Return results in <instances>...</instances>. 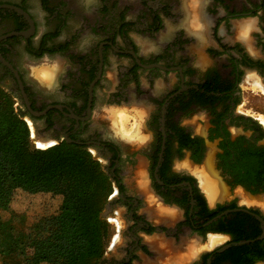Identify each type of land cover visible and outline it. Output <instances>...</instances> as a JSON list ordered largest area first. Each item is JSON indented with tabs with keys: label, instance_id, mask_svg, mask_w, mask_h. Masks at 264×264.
<instances>
[{
	"label": "flooded vegetation",
	"instance_id": "af4514ba",
	"mask_svg": "<svg viewBox=\"0 0 264 264\" xmlns=\"http://www.w3.org/2000/svg\"><path fill=\"white\" fill-rule=\"evenodd\" d=\"M114 1L97 0L98 10L85 14L71 37L90 41L78 51L70 36L58 39L66 23L60 9L76 8L77 0H40L52 27L39 36L23 1L0 0L33 20L31 35L0 39V55L16 69L29 107L44 113L28 111L2 62L0 87L15 96L39 142L86 149L110 181L104 209L117 234L99 264H264V124L240 109L248 76L264 86V0H200L201 31L190 21L198 0H119L116 15ZM244 18L252 19L246 37L234 30ZM165 21L173 31L154 51L140 52L135 38L158 32ZM29 28L24 16L0 8V37ZM58 53L60 74L49 68L43 82L25 75L23 54ZM104 101L126 104L131 127L112 109L114 125L105 134L94 110ZM200 173L214 183L210 201ZM210 235L224 240L190 256V237Z\"/></svg>",
	"mask_w": 264,
	"mask_h": 264
},
{
	"label": "trees",
	"instance_id": "16d2710c",
	"mask_svg": "<svg viewBox=\"0 0 264 264\" xmlns=\"http://www.w3.org/2000/svg\"><path fill=\"white\" fill-rule=\"evenodd\" d=\"M14 97L0 87V210L17 188L60 195L61 203L26 228L0 216V264H99L111 233L102 217L110 181L78 145L33 147Z\"/></svg>",
	"mask_w": 264,
	"mask_h": 264
},
{
	"label": "rangeland",
	"instance_id": "374dc122",
	"mask_svg": "<svg viewBox=\"0 0 264 264\" xmlns=\"http://www.w3.org/2000/svg\"><path fill=\"white\" fill-rule=\"evenodd\" d=\"M15 1H20V2L23 1L24 5H26L27 8L32 13L37 23V34H38L37 36L41 35L42 33L46 32L52 27L51 25H48L49 24L48 15L42 9L40 0H15ZM120 1L123 2L127 0H120ZM120 1L119 0L114 1L115 15L117 13V10L122 8ZM76 3H77L76 8H68V7L62 8L61 7L60 12L65 17L66 23L61 28L59 35H58V39H63L65 37H68V36L71 37V35H75V32H77V30H80L83 27L82 25L83 22H84V25L86 23L87 17L85 16V14L92 15L93 13L92 10H98L99 2H97V0H77ZM198 3H200V0L194 1L192 3L193 9L195 11L192 14L194 18H191V14H190V21L195 20V25L197 24L200 27V31H201L203 19L201 18V14L198 11L199 10ZM126 11H127V8H126ZM185 11L188 12L187 5H185ZM124 15L125 17L127 16L128 18L131 17L128 14V12H125ZM251 21L252 19H248V18L247 19L244 18L242 20L240 19L239 22L236 23L234 26L235 33L236 34L238 33L239 28L241 29L242 32L247 30L246 25H248V22H251ZM171 30L173 31V28L171 27V23L165 21L163 27L158 32L152 35L142 34L140 36H137L135 40L137 42L139 51L146 52V53L154 51L157 48L161 37H166L167 35H169L171 33ZM70 39H72L70 43L71 44L70 48L74 50L78 49V51H80L81 49L85 48V45L87 46L89 44L90 36L81 38V35L79 34L77 35L76 33V36L71 37ZM62 58H63V54H60V53L53 54L50 56L44 55L36 59L23 54L20 63L25 66V75H28L31 73L35 75V77H38L41 82H43L44 77H45L44 74L47 73L48 68H51L52 71H54V69L56 68L58 71V74H60V70L62 69V60H61ZM105 76L109 80L112 78L110 68H107L105 72ZM253 76L254 75L248 76L249 80ZM111 83H109V85H111ZM251 83L249 84L245 82L244 86L246 87L241 89L242 93L240 94L241 96L240 101L243 104L241 105L240 109H242L243 111L253 116H257V118L260 120L261 116L264 117V86L260 83V86L253 87L254 84L253 83L251 84ZM158 84L155 82L154 86ZM41 90H44V87H42ZM107 94L108 93L106 92L105 95ZM106 99L107 97L103 98V100H106ZM17 108L20 110L18 106ZM112 109L113 110L115 109L116 113L118 112L117 118H118L119 123L123 124L126 127L127 126L131 127V123L129 124V121L133 122L132 118H134V116L129 113L130 111L128 110V108L126 107V104L124 103L107 105L105 104V101H104L102 104H98L94 109L95 116L98 118L97 124H100V123L104 124L105 134L107 135L111 133L109 129H111L112 125H114V123L112 122L113 116L111 117L109 115L110 110ZM20 111L22 112V110ZM123 116H127V121L123 122ZM23 118L27 122L30 128L31 145L35 147L37 145V142L39 141L35 137H37L38 139L40 137L39 135L35 134L36 132H33L34 126L32 125V122L30 121L28 116L23 115ZM31 131H32V136H31ZM34 140L37 142H34ZM198 184L200 186V190L203 191L207 195L210 201L211 199L208 196L205 189L203 188L201 184V180L198 181ZM60 203H61L60 195H53L50 193H31L25 189L17 188L14 192L9 209L0 210V216L3 219L11 218L12 223L16 228H26L35 220L43 216H48V215H52L56 213L59 208ZM103 213H106L107 215V218H104V217L103 218L109 223L110 231H111L110 236L106 242V248H105V251H106L109 245L113 243L114 237H116L115 234H117V231H116V221L113 220V218H110L107 210L104 209L102 212V215H104ZM209 237L210 236L203 238L202 241L201 240L199 241L195 237H190V256H191V253H193V249L196 250L194 253L197 254L201 250L212 248V247L207 246ZM223 240L224 238L221 241H218L216 243L217 244L222 243Z\"/></svg>",
	"mask_w": 264,
	"mask_h": 264
},
{
	"label": "water",
	"instance_id": "95a60500",
	"mask_svg": "<svg viewBox=\"0 0 264 264\" xmlns=\"http://www.w3.org/2000/svg\"><path fill=\"white\" fill-rule=\"evenodd\" d=\"M0 8H8V9H12L14 11H16L17 13L21 14L22 16H24V18L28 21L29 25H30V28L25 30V31H12V32H9L3 36L0 37V39L2 38H5V37H8V36H11V35H22L24 37H27L29 35H31L34 31V26H33V20L32 18L30 17V15L24 11L22 8L16 6V5H13V4H6V3H3V4H0ZM0 62H2V64H4L5 66H7L12 72L13 74L15 75L16 79H17V82H18V85H19V90H20V94L25 102V105L26 107L28 108V111L35 115V116H38V115H41L44 113V111H40V112H36V111H33L30 107H29V103H28V100H27V97H26V94H25V91L23 89V85H22V82L20 80V77L16 71V69H14L1 55H0ZM58 107V106H57ZM31 136H32V131H31ZM37 138V137H36ZM41 139V138H39ZM43 140V138H42ZM35 141V140H34ZM49 147V146H48ZM35 148H37L35 146ZM104 215H102V217L104 218H107V215L106 213H103ZM244 243V241H240V242H235L234 244H242ZM228 245H224L222 247H220L218 249V251H221L223 250L225 247H227Z\"/></svg>",
	"mask_w": 264,
	"mask_h": 264
},
{
	"label": "bare ground",
	"instance_id": "6f19581e",
	"mask_svg": "<svg viewBox=\"0 0 264 264\" xmlns=\"http://www.w3.org/2000/svg\"><path fill=\"white\" fill-rule=\"evenodd\" d=\"M48 71H50L49 68H48ZM46 74H44V76ZM250 80L254 84L253 87L254 86H260L259 80L255 76L251 77ZM260 120L262 123H264V117L263 116L260 117ZM125 121H127V116H123V122H125ZM48 146H50V145H48V143L46 145V144H43L42 142H39V141L37 142V145H36L37 148H47ZM199 178H200L201 184H202L203 188L205 189V191L207 192L208 196L210 198L214 197L215 192H216V189L214 187V183L208 178V176H205L203 173H200ZM218 241H219V239L217 238V236L210 235L207 245L213 246Z\"/></svg>",
	"mask_w": 264,
	"mask_h": 264
},
{
	"label": "snow or ice",
	"instance_id": "6c2138e0",
	"mask_svg": "<svg viewBox=\"0 0 264 264\" xmlns=\"http://www.w3.org/2000/svg\"><path fill=\"white\" fill-rule=\"evenodd\" d=\"M246 35H247V30H245V32L242 33V36H245L246 37Z\"/></svg>",
	"mask_w": 264,
	"mask_h": 264
},
{
	"label": "built area",
	"instance_id": "2783aa9c",
	"mask_svg": "<svg viewBox=\"0 0 264 264\" xmlns=\"http://www.w3.org/2000/svg\"><path fill=\"white\" fill-rule=\"evenodd\" d=\"M108 221H109V219H108Z\"/></svg>",
	"mask_w": 264,
	"mask_h": 264
}]
</instances>
